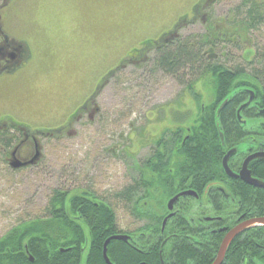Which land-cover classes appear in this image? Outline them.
Segmentation results:
<instances>
[{
    "label": "rangeland",
    "instance_id": "rangeland-1",
    "mask_svg": "<svg viewBox=\"0 0 264 264\" xmlns=\"http://www.w3.org/2000/svg\"><path fill=\"white\" fill-rule=\"evenodd\" d=\"M199 1L26 0L20 8L21 32L33 61L18 84L0 92V111L30 130L53 129L94 93L109 71L115 73L94 97L100 109L96 123L82 120L69 134L41 135L40 156L32 167L0 163V237L22 222L44 217L55 189L72 195L91 188L111 204L120 229L142 224L125 208V196H118L130 184L129 164L151 155L159 136L192 126L199 114L192 92L200 95L199 103H208L215 85L209 74L197 77L202 70L197 63L183 60L168 74L156 65L153 52L147 63L118 64L142 41L173 29ZM243 6L241 0H213L204 12L223 30L246 20ZM257 16L242 42L214 48L212 64L228 70L241 65L246 46L264 59V13ZM177 32L191 42V34H203L204 27L187 23ZM255 64L264 76V62Z\"/></svg>",
    "mask_w": 264,
    "mask_h": 264
},
{
    "label": "flooded vegetation",
    "instance_id": "flooded-vegetation-1",
    "mask_svg": "<svg viewBox=\"0 0 264 264\" xmlns=\"http://www.w3.org/2000/svg\"><path fill=\"white\" fill-rule=\"evenodd\" d=\"M212 1L200 0L193 5L189 15L178 19L175 29L167 31L155 41L146 39L142 42L151 40L154 45L170 43L178 39L177 29L182 25L198 22L204 27L203 33H210L212 41L218 40L224 45L242 42L252 28L234 25L219 30L215 21L211 22L210 15L204 12ZM249 1L253 5L249 3L243 8L253 7L260 14L264 13V0ZM25 3L26 0H0V92L3 88L18 84L23 78V71L33 61V51L21 32L20 8ZM141 52L131 51L128 57L136 61ZM241 52L243 65H238L240 69L236 71L242 70L244 76L254 84L253 87L246 86L237 91L245 92V99L237 103L230 102L229 106L226 102L222 108H219L222 101L216 104L212 101L194 103L200 110L211 107L213 114L221 109L218 122L215 117L207 118L209 129H216L217 134L204 150L199 149L201 163L192 162L184 170L179 165L185 152L181 148L186 145L187 151L190 146H196L189 135L194 130L200 132L201 120L197 118L185 132L179 127L174 130L180 134L162 135L164 140L161 149L166 157L159 167L151 165L156 159H152L151 155L140 161L142 169L135 166L136 161L129 164L128 174L132 171L131 176L127 175L130 184L122 189L125 195L120 194L121 191L118 196H125L122 197L125 208L130 215L142 221L141 225L131 230L120 229L111 204L98 197L91 188L81 191L88 192L89 197L67 200L65 229L68 231V242H71V230L80 234L72 242L73 245L58 248L68 262L75 248L79 249L80 264H86L84 260L90 250V228L84 215L79 213L80 207L75 209L71 206L74 201L88 203L91 210L98 208L101 203L109 206L113 222L112 232L106 239L116 235L124 236L125 239L117 241L125 243L128 249L143 258L155 259L156 264H214L221 253L224 239L236 228L238 231L230 238L219 264H264V79L257 74L259 68L255 64L258 61L264 62V59H257L249 46L242 47ZM259 57H263L262 54ZM101 83L102 80L98 86ZM93 94L53 129L30 130L12 115L0 111V163L10 168L11 163L15 162L23 164L19 169L32 167L34 164L30 162L36 153L40 154L41 135L56 136L65 131L69 134L71 126L82 120L96 123L100 109ZM13 129H16L15 134H12ZM197 135L195 133L196 138ZM156 147L154 144L151 154L156 151ZM166 147L169 149V157L168 152L164 151ZM225 156L227 160L224 161ZM175 197L177 199L171 202ZM45 217H52V214H44L40 218ZM23 247L31 261L26 243H23ZM101 257L107 264L102 252ZM108 258L111 264H117L112 260H116L113 256ZM139 264L149 262L141 260Z\"/></svg>",
    "mask_w": 264,
    "mask_h": 264
},
{
    "label": "trees",
    "instance_id": "trees-1",
    "mask_svg": "<svg viewBox=\"0 0 264 264\" xmlns=\"http://www.w3.org/2000/svg\"><path fill=\"white\" fill-rule=\"evenodd\" d=\"M241 4L246 7L248 4L253 5L252 1L249 0H245L244 2H241ZM245 10L246 20L242 23L237 22L236 26L251 27L254 29V23L258 21V11L256 12L253 7ZM177 37L178 39H174L170 43L161 44L160 46L159 44H152L153 42L151 40L144 42L140 58L136 61H130L128 57L124 58L120 62L119 67L122 65L127 66L130 63H139L138 65L147 63L149 60V57L147 56L151 52L154 54L156 65L168 74L176 72L179 68V64H182L183 60L184 63L189 65L197 63L202 68V70H200L201 74L197 77L202 78L208 74L213 77L215 85L213 91V103L216 104L227 99L229 106L230 102L237 103L238 100L245 99L244 96L246 93L242 92V90L239 93H237V91L242 87H253L254 84L251 79L244 76L245 74L242 73V70L236 71L240 69L238 68L239 66L231 67L228 70L223 66L212 64L210 62V60L213 59V57H211L213 55L212 51L217 45L222 44L219 43L220 41L210 40V33L191 34V42L185 41V37H181V34ZM205 47L206 49H204ZM174 54L180 58H175ZM206 54L208 56H206ZM114 73L115 70H111L106 74L102 83L98 86L97 91L93 94L94 96L97 95L99 89ZM257 74L264 79V76L260 72L257 71ZM192 96L198 103L201 101L200 95L195 92H192ZM227 109L228 108H226V110ZM220 111L221 109H217L215 114H213L214 111L211 107L204 110L199 109L198 119L201 120L199 123L200 132H195L194 130L191 131L189 135V137L196 142V146L195 148L190 146V148H187V151L185 150L187 147L186 145L181 148L182 151H185L182 155V162L179 163L183 170L185 167L190 166L192 162L194 164L201 163V152L199 149L201 148L204 150V147L213 141L217 134L216 129H209L207 118L215 117L218 122ZM174 133L180 134L177 130H169L167 135ZM195 133L199 134L197 135V138L195 137ZM163 140V136L158 140H155V145L157 146L156 151L151 154L152 159L156 158L151 163L153 167H159L162 164L163 159L166 157L161 149ZM164 151L166 153L168 152L167 157H169L168 147H166ZM135 163L137 168L142 169V162L140 163L139 161ZM127 190L128 188L125 189V191ZM121 193L125 195L124 191ZM81 196L89 197L90 194L84 192L81 194L69 195L66 190L55 189L53 196L50 197L49 203L45 209V214H52V217L34 218L22 222L12 227L0 237V264H80L79 249L74 248L72 250L68 262L64 258V253L58 251V248L73 245L72 242L80 237L78 232L71 230L69 236L71 242H68L67 240L68 231L65 229V206L68 199L74 200L81 198ZM91 196L95 197L93 194H91ZM71 206L75 209L80 207L79 213L84 215V219L90 228V241L88 243L90 250L86 260H84L85 263L105 264L101 257V252L104 240L112 232L111 224L113 222V214L110 207L105 203H101L98 208H93L94 210H91L88 203H76L74 201L71 202ZM23 243H26L30 256L34 258L33 262L29 261ZM107 255L110 258L113 256L116 260L113 258L112 260L117 264H139L141 260H145L149 262V264H156L155 259L143 258L141 255L132 252L126 247L125 243L117 241V239H113L107 245Z\"/></svg>",
    "mask_w": 264,
    "mask_h": 264
},
{
    "label": "water",
    "instance_id": "water-1",
    "mask_svg": "<svg viewBox=\"0 0 264 264\" xmlns=\"http://www.w3.org/2000/svg\"><path fill=\"white\" fill-rule=\"evenodd\" d=\"M226 102H227V101L224 100V102L220 105V108H222V107L226 104ZM39 156H40V154H39V153H36L35 156H34V158L32 159V161H31L30 163H33V164H34V163L38 160ZM227 156H228V155H227ZM227 156H225L224 161L227 160ZM21 165H23V164L18 163V162L11 163V166L14 167V168H19V167H21ZM224 165H225V162H224ZM176 199H177V197H175L174 199H172L171 202H173V201L176 200ZM237 231H238V228L232 230V232L230 233V235L227 236V237L224 239V241H223V243H222V245H221V253H220V255L218 256V259L215 261L214 264H219V262H220V260H221V254H222V252H223V251L225 250V248L227 247L230 238H231V237L233 236V234H234L235 232H237ZM111 239H125V237H124V236H120V235H116V236H111V237H109V238H107V239L105 240V242L103 243V250H102V253H103V258H104V260H105V262H106L107 264H111V262H110V260H109V258H108V256H107V253H106V251H107V244L109 243V241H110ZM30 260H31V261L33 260V258H32L31 256H30Z\"/></svg>",
    "mask_w": 264,
    "mask_h": 264
}]
</instances>
